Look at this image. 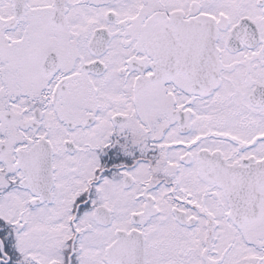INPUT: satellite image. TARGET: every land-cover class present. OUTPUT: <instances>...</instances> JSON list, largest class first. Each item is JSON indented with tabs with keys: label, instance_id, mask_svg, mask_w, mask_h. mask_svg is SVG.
<instances>
[{
	"label": "snow or ice",
	"instance_id": "snow-or-ice-1",
	"mask_svg": "<svg viewBox=\"0 0 264 264\" xmlns=\"http://www.w3.org/2000/svg\"><path fill=\"white\" fill-rule=\"evenodd\" d=\"M0 264H264V0H0Z\"/></svg>",
	"mask_w": 264,
	"mask_h": 264
}]
</instances>
